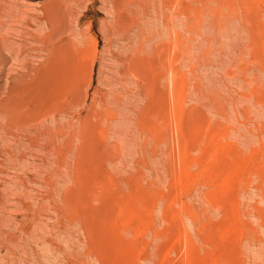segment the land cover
<instances>
[{"label":"rangeland","instance_id":"obj_1","mask_svg":"<svg viewBox=\"0 0 264 264\" xmlns=\"http://www.w3.org/2000/svg\"><path fill=\"white\" fill-rule=\"evenodd\" d=\"M0 264H264V0H0Z\"/></svg>","mask_w":264,"mask_h":264},{"label":"bare ground","instance_id":"obj_2","mask_svg":"<svg viewBox=\"0 0 264 264\" xmlns=\"http://www.w3.org/2000/svg\"><path fill=\"white\" fill-rule=\"evenodd\" d=\"M48 51V50H47ZM51 52H49V56H50ZM48 58H51V56ZM54 57V55H53ZM55 58V57H54ZM139 56L135 53V51H131L130 53H127L125 55L120 56L118 59H120V70L123 71L124 73H128V74H132V73H139L138 67H139V61H138ZM52 61H54L53 58H51ZM50 68V67H49ZM141 69V68H140ZM137 70V71H136ZM29 71L33 72V75L29 76V80L30 81V86L33 85V83H35L42 74H40L39 71L35 70V69H28L27 73H29ZM50 71V70H48ZM142 70H140L141 72ZM42 73V72H41ZM136 75V74H135ZM21 76V75H20ZM49 76V75H48ZM42 80V77L40 78ZM44 79V78H43ZM39 81V80H38ZM36 84V83H35ZM34 84V85H35ZM29 86V84H27ZM21 88V87H20ZM31 88V87H30ZM31 92V91H30ZM35 92V91H34Z\"/></svg>","mask_w":264,"mask_h":264}]
</instances>
